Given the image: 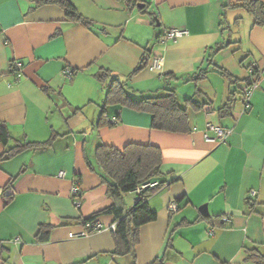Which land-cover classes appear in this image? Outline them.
<instances>
[{"label": "crops", "instance_id": "0c3cea01", "mask_svg": "<svg viewBox=\"0 0 264 264\" xmlns=\"http://www.w3.org/2000/svg\"><path fill=\"white\" fill-rule=\"evenodd\" d=\"M69 1L87 25L68 20L54 3L0 0V120L8 146L50 140L46 148L0 162V264H149L156 258L162 264H255L245 247L264 254V70L251 76L249 67L264 66V24L233 6L248 0ZM171 28L187 32L168 38ZM144 49L146 67L131 74ZM155 58L162 59L159 68ZM14 61L22 65L18 77L10 70ZM66 68L74 70L71 77ZM102 69L126 81L135 98L172 89L181 105L192 98L201 107L188 106V131L174 132L152 128L148 112L109 104L106 116L114 123L96 136L109 82L97 79ZM202 70L205 76L194 80ZM254 77L257 86L246 101L242 91ZM208 122L230 132L207 141ZM89 137L119 149L140 143L161 150V185L147 199L156 219L140 226L134 258L113 254L111 215L96 219L101 230L80 234V217L113 203L86 164ZM5 149L0 142V154ZM136 197L128 192L123 202L131 207ZM44 223L51 225L49 236L38 241Z\"/></svg>", "mask_w": 264, "mask_h": 264}, {"label": "trees", "instance_id": "16d2710c", "mask_svg": "<svg viewBox=\"0 0 264 264\" xmlns=\"http://www.w3.org/2000/svg\"><path fill=\"white\" fill-rule=\"evenodd\" d=\"M127 5H141L139 0H123ZM38 3H54L60 6L68 20L82 22L87 25L90 21L84 18L72 5L69 0H37ZM241 6L254 17V24H264V5L261 3L248 0L241 3L233 4ZM152 20L157 21V15L150 13ZM152 21V22H153ZM149 59V50L144 49L141 58L131 74L136 73L146 67ZM218 72L230 83H235L236 79L225 69L216 66ZM72 70V69H71ZM206 70H202L194 76V80L205 76ZM74 73V70H72ZM130 74V75H131ZM72 76V75H71ZM99 81L109 80L105 89L104 99L99 105V114L95 122L96 136L97 130L101 127H111L114 122L106 116L105 107L109 104H115L128 107L136 111L148 112L151 114V127L154 129L186 132L188 131V106L198 109L201 106L193 101L192 98L186 99L181 105L178 102L176 93L172 89H166L163 94L147 96L141 98L133 97L127 91V82L119 80L112 75L109 70L102 69L96 75ZM251 82L249 81L248 84ZM46 90V88H44ZM232 97L228 98L221 112L227 111ZM82 108H76V110ZM91 135V134H89ZM10 138L8 128L0 120V142L5 145L6 149L0 154V162L8 159L24 149H43L50 144V140L45 142H17L8 146ZM85 161L88 168L98 174L101 183L106 186V194L113 199L109 206L91 213L90 215L80 217L83 224L96 220L102 215H111L113 217L114 228L112 235L114 239L113 254L131 255L134 258V248L138 243V230L140 226L156 219V214L152 211L147 203L148 196L160 187V182L154 187H147L138 194L135 202L131 207H127L123 202V196L131 191H135L141 184L156 180L162 175L161 150L153 144L128 143L119 149L116 146L102 143L92 137L87 138ZM12 179L4 186H11ZM74 196L80 197L78 191ZM252 198H248L251 207ZM5 200L4 204L7 203ZM225 219V218H222ZM51 225L48 223L40 224L36 234V240L44 241L48 239ZM246 259L255 264H264V254L257 247H245ZM134 264V263H133ZM149 264H162L161 258H156Z\"/></svg>", "mask_w": 264, "mask_h": 264}, {"label": "built area", "instance_id": "2783aa9c", "mask_svg": "<svg viewBox=\"0 0 264 264\" xmlns=\"http://www.w3.org/2000/svg\"><path fill=\"white\" fill-rule=\"evenodd\" d=\"M187 30L185 28H171L170 30H168L165 34L166 37L168 38H176L184 33H186ZM162 61L161 58H155L154 59V67L155 68H159L160 67V62ZM10 70L13 71L16 76L18 77L22 71V65L19 62L14 61L11 65H10ZM264 70V66L262 68H260L255 62H252L250 64L249 67V74L251 76H258L259 74H261ZM64 73L66 74L67 77H71L72 75V70L70 68H66L64 70ZM256 77H254V81H251V83L249 85H247L244 89H243V95H244V99L247 101L250 94L252 93V91L256 88L257 86V82H256ZM259 77V76H258ZM208 131H212L213 135H210L208 133ZM230 132V130L228 128H224L221 126H216L214 124H212L211 122L206 123L205 126V130H204V138L207 141H221L224 140L225 136ZM59 176H62V173H59ZM158 184L157 180L151 181V182H146L141 184L136 190V196H138V194L141 192V190L147 188V187H154ZM77 191L76 186H74L72 188V193L75 194ZM250 195L253 196L255 195L256 191L255 190H251ZM137 198V197H136ZM76 203H79V201H76ZM169 209L171 211H174L177 209V204L175 201L170 202L169 204ZM112 228H114V224H112L111 226ZM102 229V225L97 222L96 220L91 221V222H87L85 223V230L83 232H80L81 235L83 234H88L91 232H96Z\"/></svg>", "mask_w": 264, "mask_h": 264}, {"label": "water", "instance_id": "95a60500", "mask_svg": "<svg viewBox=\"0 0 264 264\" xmlns=\"http://www.w3.org/2000/svg\"><path fill=\"white\" fill-rule=\"evenodd\" d=\"M159 22L156 21V24H158ZM199 211L203 214V215H208L207 210H206V204H202L198 207Z\"/></svg>", "mask_w": 264, "mask_h": 264}]
</instances>
